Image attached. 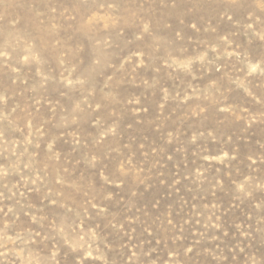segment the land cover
Returning <instances> with one entry per match:
<instances>
[{"label": "rangeland", "instance_id": "374dc122", "mask_svg": "<svg viewBox=\"0 0 264 264\" xmlns=\"http://www.w3.org/2000/svg\"><path fill=\"white\" fill-rule=\"evenodd\" d=\"M0 264H264V0H0Z\"/></svg>", "mask_w": 264, "mask_h": 264}]
</instances>
